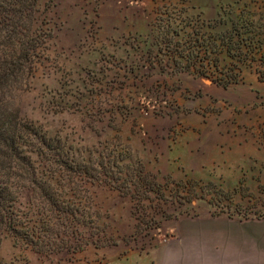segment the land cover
Instances as JSON below:
<instances>
[{
  "label": "rangeland",
  "instance_id": "374dc122",
  "mask_svg": "<svg viewBox=\"0 0 264 264\" xmlns=\"http://www.w3.org/2000/svg\"><path fill=\"white\" fill-rule=\"evenodd\" d=\"M42 2L48 42L14 106L79 158L100 153L113 181L75 194L80 236L93 233L75 253L4 236L0 264H148L164 250L181 264H246L231 258L243 234L232 225L263 235L264 168H218V112L243 70L264 69V0ZM171 49L216 82L180 72Z\"/></svg>",
  "mask_w": 264,
  "mask_h": 264
},
{
  "label": "trees",
  "instance_id": "16d2710c",
  "mask_svg": "<svg viewBox=\"0 0 264 264\" xmlns=\"http://www.w3.org/2000/svg\"><path fill=\"white\" fill-rule=\"evenodd\" d=\"M42 1L0 0V239L9 236L14 246L47 256L75 253L80 243L91 241L93 233L87 239L80 236L83 214L75 194L113 179L106 170L109 161L103 162L100 153L95 163L90 156L79 158L64 138L50 136L14 106L16 92L29 85L43 56L42 44L48 42ZM260 45L258 50H264V42ZM174 51L170 60L180 72L211 79L212 73L195 67L196 60L177 66ZM255 72L264 82V69ZM236 77L234 73L222 87ZM100 241L102 237L93 240Z\"/></svg>",
  "mask_w": 264,
  "mask_h": 264
},
{
  "label": "crops",
  "instance_id": "0c3cea01",
  "mask_svg": "<svg viewBox=\"0 0 264 264\" xmlns=\"http://www.w3.org/2000/svg\"><path fill=\"white\" fill-rule=\"evenodd\" d=\"M241 76L242 82L231 93V111L218 112V168L260 169L264 168V83L247 70ZM232 226L243 234L237 236V255L231 258L264 264V233L261 238L255 235L250 224ZM262 228L264 232V224ZM176 261L164 250L148 264H181Z\"/></svg>",
  "mask_w": 264,
  "mask_h": 264
}]
</instances>
